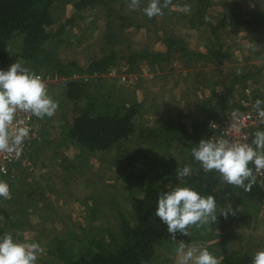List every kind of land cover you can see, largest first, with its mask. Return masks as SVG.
Wrapping results in <instances>:
<instances>
[{
    "label": "rangeland",
    "instance_id": "1",
    "mask_svg": "<svg viewBox=\"0 0 264 264\" xmlns=\"http://www.w3.org/2000/svg\"><path fill=\"white\" fill-rule=\"evenodd\" d=\"M129 2L100 0L80 14L71 4L54 5L52 29L64 28L59 43L51 40L46 47L62 64L86 66L106 55L115 56L117 64L102 73L76 72L85 84L78 100L67 99L63 85L51 86L48 92L58 101V110L51 118L35 117L42 126L41 139L32 140L9 174L0 177L12 196L0 201V237L10 232L21 241L40 243L45 251L37 264H58V247L73 258L88 254L97 248L89 247V240L113 248L115 238L121 239L120 218L133 223L132 198L141 195L146 181L186 186V180L203 170L187 145L196 147L208 139V120L228 114L242 100L253 105L264 100V0H211L207 21L230 22L235 15L249 23L219 27L216 38L207 25H191L193 0H171L162 16L151 19L142 10L148 0H141L135 11ZM256 5L261 9L257 15ZM166 37L179 39L189 54L175 49L168 59L129 66L133 54L165 51ZM214 45L226 58L197 56ZM33 71L56 70L34 65ZM123 103H140L134 132L126 140L106 151L61 142V127L70 123L76 108L108 113ZM204 123L206 130H199ZM185 165L192 174L180 181L176 170ZM216 203L220 210L232 207L235 215L225 219L218 211L216 222L191 227L188 236L177 233L175 241L166 232L146 264H179L176 249L181 242L185 248L206 247L220 260L231 253L246 254L252 264L255 253L264 250V202L236 192Z\"/></svg>",
    "mask_w": 264,
    "mask_h": 264
},
{
    "label": "trees",
    "instance_id": "2",
    "mask_svg": "<svg viewBox=\"0 0 264 264\" xmlns=\"http://www.w3.org/2000/svg\"><path fill=\"white\" fill-rule=\"evenodd\" d=\"M194 8L189 19L191 25L208 26L211 33L218 37V28L227 24L239 27H249L243 19L233 15L230 22L223 18L216 24L207 21V8L211 0H193ZM71 4L74 13H83L93 10L100 0H0V70L7 68L15 61H22L24 66L33 71L34 65L49 66L59 74L69 76L72 73H102L117 64V58L106 55L93 60L86 66H80L76 62L62 64L52 49L47 48L48 41L56 40L59 43L60 34L64 25H60L54 31L52 26L53 8L56 3ZM256 8V9H255ZM253 10L259 13L258 6ZM256 24L252 25L255 26ZM166 50L163 52H144L133 54L127 59L129 66L134 61L145 60L149 63L168 59L172 51L180 49L184 53L183 43L176 38L164 39ZM8 48V51H7ZM186 54H189L188 52ZM198 57L226 58L220 53V46H213L205 54L198 53ZM206 59V58H205ZM85 91L84 82L69 81L64 87V96L72 101L81 98ZM220 98V97H219ZM140 103L121 104L108 113H93L89 108H76L69 124L61 127L60 139L66 143L72 141L88 151H106L121 140H126L134 132L135 116L139 113ZM206 130V123L199 126V130ZM168 131L170 132L171 130ZM194 144H188L192 149ZM196 146V144H195ZM186 186H191L201 195H212L216 202H224L236 192L250 196L264 202V188L253 186L251 191L228 185L221 181L217 172H205L199 170L186 180ZM174 187L161 186L153 179L143 184L141 195L133 196L132 212L133 223L124 216L120 218V237L117 238L113 248L101 240L88 242L89 247H97L88 254L73 258L67 255L61 248L57 249L58 264H146L154 255L156 246L161 242L167 232V225L159 217L155 216L156 204L159 194L170 191ZM63 242V239H58ZM109 248V249H108ZM250 257L246 254L231 253L221 260V264H249Z\"/></svg>",
    "mask_w": 264,
    "mask_h": 264
},
{
    "label": "clouds",
    "instance_id": "3",
    "mask_svg": "<svg viewBox=\"0 0 264 264\" xmlns=\"http://www.w3.org/2000/svg\"><path fill=\"white\" fill-rule=\"evenodd\" d=\"M170 4L171 0H148L142 10L151 19L162 16L163 9ZM140 6L141 0H130L128 4L133 11ZM58 108L59 103L49 95L43 77L24 66L22 61L0 70V153L17 158L22 154L31 129L21 114L29 118H51ZM253 108L260 124H264V100L257 99ZM233 117L237 118L235 113ZM191 155L205 172L215 171L226 184L251 191L256 174L264 173V130L255 131L251 143L246 142V138L245 142L216 137L201 139L191 149ZM250 165H254L255 172ZM191 174L190 165L176 170L180 181ZM0 198H12L9 184L3 180H0ZM218 211L225 219L229 213L235 215L232 207L218 209L212 195L203 196L191 186H176L159 194L155 216L167 225V232L175 241L177 233L188 236L189 228L216 222ZM44 251L40 243L21 241L10 232L0 237V264H37ZM176 252L179 264H221L206 247L185 248L181 242ZM252 264H264V250L255 253Z\"/></svg>",
    "mask_w": 264,
    "mask_h": 264
},
{
    "label": "built area",
    "instance_id": "4",
    "mask_svg": "<svg viewBox=\"0 0 264 264\" xmlns=\"http://www.w3.org/2000/svg\"><path fill=\"white\" fill-rule=\"evenodd\" d=\"M110 72L113 75L117 74L116 69H111ZM37 74H40L43 77L45 83L48 86V90L51 86L56 85H63V87H65L69 81H78L80 77V75L76 73L65 76L57 73L56 71H42ZM119 76L121 80L126 79L124 74H119ZM234 113L237 117L235 120L233 117ZM21 116L22 118L26 119L27 125L31 129L29 138L25 140L22 154L18 158L14 155L9 156L5 153H0V177L7 176L9 174L13 164L19 161L22 156H24V153L27 151L28 146L32 140L41 139L40 129L42 128V126L37 123V121L35 120V116H31L30 118L24 114H21ZM212 124H215L216 126H211ZM263 125L264 124H260L258 120L256 110L253 108V104H249L247 101L242 100L241 102H239L238 106L228 114L222 115L217 118H211L207 121L208 139L216 137L245 142L246 138V142L251 143L254 132L258 127ZM250 167H252L253 171L255 172L254 165H250ZM219 178L221 181H223L220 175ZM256 185L260 187L264 186V173L256 174V183L254 184V186ZM1 200L2 198H0V201Z\"/></svg>",
    "mask_w": 264,
    "mask_h": 264
},
{
    "label": "crops",
    "instance_id": "5",
    "mask_svg": "<svg viewBox=\"0 0 264 264\" xmlns=\"http://www.w3.org/2000/svg\"><path fill=\"white\" fill-rule=\"evenodd\" d=\"M258 10H259V11H261V9H260V8H258ZM255 14L257 15L258 13H255Z\"/></svg>",
    "mask_w": 264,
    "mask_h": 264
}]
</instances>
